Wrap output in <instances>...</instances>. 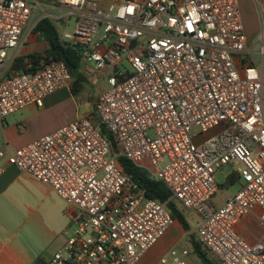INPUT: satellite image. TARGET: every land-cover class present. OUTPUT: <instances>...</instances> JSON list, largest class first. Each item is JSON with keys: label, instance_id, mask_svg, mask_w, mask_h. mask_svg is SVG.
I'll return each mask as SVG.
<instances>
[{"label": "built area", "instance_id": "1", "mask_svg": "<svg viewBox=\"0 0 264 264\" xmlns=\"http://www.w3.org/2000/svg\"><path fill=\"white\" fill-rule=\"evenodd\" d=\"M256 2L258 49L240 0H53L46 17L74 23L62 41L107 87L92 116L14 147L6 118L43 107L74 78L55 60L13 68L9 53L40 20L39 3L0 0V177L15 167L68 207L70 236L45 264H139L174 224L167 202L148 198L121 157L165 184L218 264H264V0ZM236 164L242 188L218 206L215 175ZM249 216L263 228L255 241L239 230ZM154 264L200 263L182 245Z\"/></svg>", "mask_w": 264, "mask_h": 264}, {"label": "crops", "instance_id": "2", "mask_svg": "<svg viewBox=\"0 0 264 264\" xmlns=\"http://www.w3.org/2000/svg\"><path fill=\"white\" fill-rule=\"evenodd\" d=\"M256 1L262 0H240V4L243 10L246 6V12L248 7H252L250 10L258 18L257 7H254ZM28 39H31L30 34L16 50V57L34 53L35 45H27ZM43 44L46 50L47 44ZM76 96L71 88L59 90L46 98L43 107H28L30 114L17 124L9 126L5 120L2 130L5 139L14 147H20L71 121L90 116H81L76 111ZM68 227L67 204L49 185L15 167L5 170L0 177V264H45L65 244ZM173 230L179 232V237L171 238L166 251L176 247L187 235L181 224L174 221L158 243L170 238ZM239 230L251 241L257 240L263 232V228L250 216L241 222ZM254 232L258 236L253 237Z\"/></svg>", "mask_w": 264, "mask_h": 264}, {"label": "trees", "instance_id": "3", "mask_svg": "<svg viewBox=\"0 0 264 264\" xmlns=\"http://www.w3.org/2000/svg\"><path fill=\"white\" fill-rule=\"evenodd\" d=\"M33 33L38 36L39 40L47 44V49L41 53L27 54L16 57L13 62V68L20 72H33L41 65V62L61 61L64 62L74 78L71 88L72 93H80L87 79L83 73L84 60L82 50L72 44L65 43L61 39V32L58 29V22L50 17L40 19L33 29ZM93 115V113H92ZM102 133L106 136L113 149L115 141L105 128ZM119 163L125 174L136 182L140 190L150 199L161 203L167 202V208L173 219L178 221L185 231H189L191 226L187 220L185 208L176 200L171 199V193L165 184L155 179L150 173L133 164L131 161L121 157ZM239 179L237 173H233L229 178L230 183ZM191 252L200 264H218L209 250L202 244L196 233L189 235Z\"/></svg>", "mask_w": 264, "mask_h": 264}, {"label": "rangeland", "instance_id": "4", "mask_svg": "<svg viewBox=\"0 0 264 264\" xmlns=\"http://www.w3.org/2000/svg\"><path fill=\"white\" fill-rule=\"evenodd\" d=\"M35 1L37 3H39L37 5V8L39 10H37L35 12L36 18L42 19V18L46 17L47 16L46 6L52 4L53 0H35ZM254 7H256V5ZM41 8H42V10H41ZM250 9L253 10L252 7ZM250 9L248 7V11H247L248 13L246 12V6L244 7V10L242 9L243 14H244V22H245L247 35L249 37L250 42L255 41L254 47H255V49H258V47L261 45V43L258 42V39H256V38L260 32V25L258 22V18L255 17V13L253 11H251ZM73 26H74L73 22H71L68 27H66L65 25H62L61 23H58V29L61 33L65 30L72 31ZM30 36H31V39L30 40L28 39L26 41L27 45H31V44L35 45L33 48L34 53L43 52L44 47H45L43 43H45V42L37 39L36 36L34 35L33 31L31 32ZM15 52H16V50H12V51H10L9 54L14 55ZM17 57H19V56H17ZM125 66L127 69L131 70L129 63H126ZM86 79H87V81L84 84L82 91L80 93H78L76 96V102L77 103L75 102V105H76L75 108H77V106H78L76 111L81 116L90 115V114L92 116V113L94 112V103L96 101V98H97L98 94L103 89H105L107 87V83L105 80H103L99 77H96L95 74L86 75ZM29 114H30L29 110L27 108H25L22 111H19L15 114L8 116L6 118L7 124L9 126L17 124V122L24 120ZM237 166H238V164L227 165V166H224L222 169L217 171L215 177H216L218 184L222 188V190H220L218 192V194L216 195V197L214 199V203L216 205H218V206L221 205L224 202L226 196H233L242 188V185H243L242 180L238 179L234 183L229 182V178L232 176V174L236 173V167ZM185 214L187 216V220L191 226V229L189 231L184 230L187 233V235H185L183 237V241L181 243H179L176 247H181L182 245H186L191 250L192 247H191L190 242H189V235L191 233H196L197 224H196L195 220L189 215V213L185 212ZM196 235L198 236L197 233H196ZM252 235H253V237H255V236H258V233L254 232ZM69 236H70V233L68 235H66V238ZM177 237H179V232L176 230H173V232L170 235V238L162 240L158 244H155V246H153L143 256L142 264H152L157 258L159 259L161 257V255L164 253V251L167 250L166 248L170 244L171 238H172V240H174Z\"/></svg>", "mask_w": 264, "mask_h": 264}]
</instances>
